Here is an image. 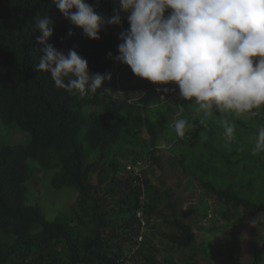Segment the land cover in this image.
<instances>
[{"label":"trees","instance_id":"trees-1","mask_svg":"<svg viewBox=\"0 0 264 264\" xmlns=\"http://www.w3.org/2000/svg\"><path fill=\"white\" fill-rule=\"evenodd\" d=\"M86 2L106 18L114 14L113 0ZM38 12L54 21V35L48 43L65 55L76 50L88 61L91 73H111V80H106L95 94L72 95L58 88L49 73L37 70L43 55V45L36 39L40 33L33 25ZM128 27V21L123 20L121 25L107 26L100 33L101 39L93 40L72 25L53 0H0V120L30 136L26 144L0 142V264H125V256L138 246L140 210L148 227L154 225L153 221L168 220L170 230L161 235L170 250L190 252L197 242V231L181 219L180 212L186 216L201 210L206 213L211 209L209 203L193 204L187 212L176 209L171 190L162 191L159 184H153L149 176L152 170L144 171L145 197L149 201L141 203L140 179L119 162L130 157H135L133 163L142 161L139 151L133 147L129 154L114 152L124 139L140 136L146 129L149 157L154 164L161 160L155 156L159 134L154 123L145 116L143 106L132 103L139 94L113 96L119 94V88L112 75L128 66L114 58L119 54L120 34ZM69 29L74 35H68ZM174 93L179 94V88ZM89 107L94 111L88 115ZM211 111L215 119L228 120L234 132L229 139L212 121L205 120L203 126L199 120L193 122V134L205 136L203 147L210 161L244 171L252 165L253 172L260 174L264 152L253 155L250 139L264 127V114L250 124L226 113L222 105L213 103ZM218 135L224 139L221 146L215 144ZM110 154L114 156L109 158ZM179 163L183 165L184 161ZM38 171L51 175L55 190L75 191L78 199L73 218L49 220L39 204H30L28 185ZM96 173L98 183L94 181ZM200 187L208 199L221 206L213 211L228 224L241 210L253 216L264 213V199L242 195L232 185L221 189L201 180ZM146 244L142 243L136 253L143 258L142 264H176L172 256L159 260ZM262 253L264 245L256 250L251 264H263ZM230 254L233 256V252ZM136 255L130 259L131 264H141Z\"/></svg>","mask_w":264,"mask_h":264},{"label":"clouds","instance_id":"clouds-1","mask_svg":"<svg viewBox=\"0 0 264 264\" xmlns=\"http://www.w3.org/2000/svg\"><path fill=\"white\" fill-rule=\"evenodd\" d=\"M53 3L93 40L101 39L107 26L121 25V13H126L129 27L120 34L115 60L154 84L175 82L180 98L199 106L196 111L215 103L258 115L256 110L264 105V0H119V7L107 18L86 0ZM33 25L40 33L37 42L43 45L37 70L49 73L58 88L83 97L111 80V73H91L88 61L76 50L65 55L48 43L54 35L50 17L38 12ZM68 35H74L71 29ZM165 93L160 96L163 103L175 98ZM199 124L203 126L205 120ZM186 127L194 125L184 118L174 119L178 137H185ZM224 127L231 139L234 126L225 120ZM258 152H264V127L252 148L253 155ZM258 221L264 222V214L251 223L255 226Z\"/></svg>","mask_w":264,"mask_h":264},{"label":"rangeland","instance_id":"rangeland-1","mask_svg":"<svg viewBox=\"0 0 264 264\" xmlns=\"http://www.w3.org/2000/svg\"><path fill=\"white\" fill-rule=\"evenodd\" d=\"M118 7L119 0H113V13L114 9ZM121 15L122 20L127 21V14L121 13ZM256 59L259 58H254V61ZM112 77L119 88V94L113 96L123 97L128 93L139 94L134 96L132 103L143 106L145 116L154 123L159 134L155 156L161 160L159 164H154L149 157L151 147L146 129L140 131L141 134L137 136L138 138L124 139V143L117 146L114 152L129 154V151L136 147L135 149L139 151L138 157L142 158L147 172L152 170L149 176L154 179L153 184H159L162 191L171 190L172 203L176 209L187 212L188 207L193 204L209 203L211 206L210 211L206 213L201 210L199 213H191L186 216L180 212L181 219L192 224L198 233L197 242L190 252L170 250V245L161 235L170 230L168 220L163 218L153 221L154 225L147 226L145 230L143 243H147L148 251L154 252L161 261L165 259V256H172L176 264H188L193 261L199 264H251L256 250L264 245V222L258 221L254 226L251 222L256 220L258 216L241 210L232 224L226 223L220 214L217 215L213 211L214 208L220 209L221 206L215 203L214 199L206 197L207 195L200 187V181L213 182L221 189L232 185L242 195L255 200L264 199V167H261L262 171L257 175L253 172L252 165H248V170L244 171L241 167L229 169L218 160L210 161L212 158L203 147L205 136L193 134L196 128L193 122L202 118L212 121L219 133L224 135L226 133L224 121L215 119L212 116L211 108L196 111L198 105L182 99L179 94L174 93L179 88L175 82H170L167 85L154 84L145 78L136 76L130 66L118 73L114 72ZM164 88H168L169 91L165 93ZM163 93L175 97L169 102L170 104L160 100ZM222 108L226 113L235 118H241L250 124H252L253 118L264 114V105L256 110L258 115H252L251 112L237 113L235 110L224 108L223 105ZM93 111V107L86 109L88 115ZM176 117L184 118L188 120L189 124L194 125L193 128L186 127V134L183 138L178 137L173 128V121ZM221 135H218L215 140V144L218 146H221V142L224 140ZM255 139L256 131L250 139L252 144L255 143ZM29 140L28 133L18 128L5 126L0 120V142L2 145L26 144ZM113 156L110 154L109 158ZM134 158L130 157L129 160L120 158L119 162H121L122 168L123 165L131 163ZM181 160L184 161L183 165H179ZM182 166L186 167L188 171H184ZM96 176L97 173L94 174V181L98 183ZM28 189L30 204H39L47 219L55 220L59 217L71 219L74 217L72 211L76 210L77 194L70 188L55 190L51 185L50 174L36 172L28 185ZM148 201L147 196L142 203L146 202L147 204ZM167 213L171 212L167 211ZM232 252L233 256L230 254ZM262 254L264 264V253ZM135 257L141 264L143 263L140 254Z\"/></svg>","mask_w":264,"mask_h":264},{"label":"built area","instance_id":"built-area-1","mask_svg":"<svg viewBox=\"0 0 264 264\" xmlns=\"http://www.w3.org/2000/svg\"><path fill=\"white\" fill-rule=\"evenodd\" d=\"M126 169L128 172H131L133 173L135 176H137L140 181H141V185H142V188H143V195L141 197V203L145 200V184H144V181H143V178H144V171L146 170V167L145 165L143 164V162L141 161H138L136 163H129L127 166H126ZM137 217L141 220V227H142V231H141V234L138 238V246L133 250L132 254L130 255H126L125 258H127V261L125 264H131V261L130 259L136 255L137 251L139 250L140 248V245L143 243L144 241V233H145V230L147 228V222L144 220L143 218V211L140 210L138 211L137 213Z\"/></svg>","mask_w":264,"mask_h":264}]
</instances>
